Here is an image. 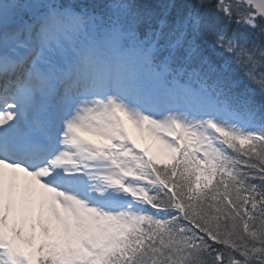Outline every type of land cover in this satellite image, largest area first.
Listing matches in <instances>:
<instances>
[{
	"label": "snow or ice",
	"instance_id": "snow-or-ice-1",
	"mask_svg": "<svg viewBox=\"0 0 264 264\" xmlns=\"http://www.w3.org/2000/svg\"><path fill=\"white\" fill-rule=\"evenodd\" d=\"M0 264H264V0H0Z\"/></svg>",
	"mask_w": 264,
	"mask_h": 264
}]
</instances>
